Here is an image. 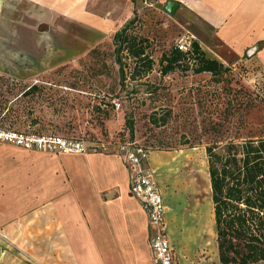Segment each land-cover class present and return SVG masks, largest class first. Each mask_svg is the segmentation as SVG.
I'll list each match as a JSON object with an SVG mask.
<instances>
[{
    "label": "rangeland",
    "instance_id": "obj_1",
    "mask_svg": "<svg viewBox=\"0 0 264 264\" xmlns=\"http://www.w3.org/2000/svg\"><path fill=\"white\" fill-rule=\"evenodd\" d=\"M167 1L181 3L173 15L164 10ZM185 1H87V9L114 10L112 17H117L118 27L129 24V33L147 41L152 68L131 80L126 75L132 72L134 60L125 50L115 53V28L101 33L76 22L75 0H66L67 15L29 0H0V77L21 86L43 87L37 103L29 104L31 109L25 104L28 98H22L24 102L19 99L15 104L28 107L25 111L10 119L2 113L0 129L79 141L88 150L64 154L8 144H0V148L22 152L21 191L33 190L41 196L49 193L52 201L63 198L79 203L91 214L89 229L97 231L127 230L117 200L125 163L113 146L129 144L149 150L145 166L155 171L179 264H216L205 156L211 137L204 129L211 117H225L224 98L217 101L219 88L253 92L264 102V27L258 38L248 30L242 36L237 34L233 14L238 0H223L215 26H202L187 15ZM248 2L244 0L246 6ZM117 9L120 14L115 13ZM110 12L97 15L110 18ZM182 35L193 36L206 57L229 69L222 83H213L209 74L194 75V68L186 63L162 73L161 57L169 54ZM50 87L55 90L54 106H50ZM17 88L14 94L18 95ZM6 95L12 99L8 92ZM167 110L172 112L167 122L161 125L159 120V126L153 127L149 116L156 113L159 119ZM243 112L240 108L234 115L235 124L242 118L249 127L262 121L255 110L245 117ZM129 116L132 139L125 125ZM245 134L238 132L241 137ZM151 144L160 149L153 150Z\"/></svg>",
    "mask_w": 264,
    "mask_h": 264
},
{
    "label": "crops",
    "instance_id": "obj_2",
    "mask_svg": "<svg viewBox=\"0 0 264 264\" xmlns=\"http://www.w3.org/2000/svg\"><path fill=\"white\" fill-rule=\"evenodd\" d=\"M87 1L75 0L76 22L101 33L119 30L122 24L117 26V17H112L114 10L87 9ZM29 2L53 9L55 14L68 13L66 0ZM175 2L179 9L180 1ZM185 3L189 7L187 15L196 18L202 26L213 28L219 21L223 0H186ZM245 6L244 0H238L233 14L237 34L242 36L248 30L250 36L258 38L264 27V0H250ZM119 11L115 13L120 14ZM108 12L110 18L100 16ZM21 154L0 148V264H154L149 247L152 233L146 214L129 195L126 167L120 171L123 189L118 192L117 200L127 230L97 231L89 229L91 214L85 213L79 203H68L63 198L52 201L49 193L41 196L33 190H20L19 174L24 169L20 165ZM176 264H179L177 257ZM216 264H219L217 251Z\"/></svg>",
    "mask_w": 264,
    "mask_h": 264
},
{
    "label": "trees",
    "instance_id": "obj_3",
    "mask_svg": "<svg viewBox=\"0 0 264 264\" xmlns=\"http://www.w3.org/2000/svg\"><path fill=\"white\" fill-rule=\"evenodd\" d=\"M130 25H124L112 37L115 53L126 51L134 60L130 76L134 80L145 71H150L152 60L146 54L147 41L136 34L129 33ZM120 64V61H117ZM160 63L164 64L162 73L174 71L184 63L194 68L193 74H209L215 84L223 82L229 69L215 59L204 55L199 44L192 41L191 52L187 55L175 46L168 55H163ZM121 75L123 76L122 72ZM124 80V79H123ZM19 87V88H17ZM20 93L14 94V91ZM43 87L37 84L18 85L14 80L0 77V115L10 119L25 111L24 105L15 102L24 100L26 106L37 103ZM50 106H54L55 90L51 87ZM217 101L223 98L224 118L211 117L204 129L209 133L210 141L205 146L207 174L212 204L213 229L219 264H264V102L253 92L218 89ZM9 93L12 99H9ZM8 96V97H7ZM257 102V103H256ZM259 103L261 105L259 106ZM244 111V117L252 111L260 113L262 121L249 127L245 120L238 124L232 121L235 114ZM159 119L156 113L149 116L153 127L167 122L172 112L165 111ZM129 139L134 135L131 116L125 121ZM246 131L245 136L238 132ZM253 132V133H252ZM153 150H159L157 144H151Z\"/></svg>",
    "mask_w": 264,
    "mask_h": 264
},
{
    "label": "built area",
    "instance_id": "obj_4",
    "mask_svg": "<svg viewBox=\"0 0 264 264\" xmlns=\"http://www.w3.org/2000/svg\"><path fill=\"white\" fill-rule=\"evenodd\" d=\"M136 26V23H134ZM193 36L182 35L174 46L182 53L191 52ZM131 72L126 76H130ZM119 109L120 104L114 103ZM0 144H8L26 150H48L64 154H84L87 147L79 141L66 140L56 136L27 135L0 129ZM109 145H111L109 143ZM103 148L108 149L102 145ZM114 149L123 155L128 172V192L137 200L146 214L147 223L151 230L149 247L154 264H176V253L167 231L165 204L161 189L157 183L155 171L145 166L149 150L141 147H130L129 144H115Z\"/></svg>",
    "mask_w": 264,
    "mask_h": 264
},
{
    "label": "water",
    "instance_id": "obj_5",
    "mask_svg": "<svg viewBox=\"0 0 264 264\" xmlns=\"http://www.w3.org/2000/svg\"><path fill=\"white\" fill-rule=\"evenodd\" d=\"M179 4L175 1H167L164 10L169 14L173 15L174 12L178 9Z\"/></svg>",
    "mask_w": 264,
    "mask_h": 264
}]
</instances>
